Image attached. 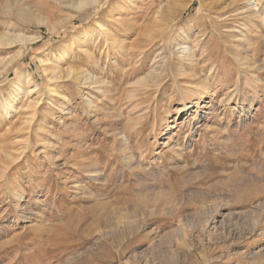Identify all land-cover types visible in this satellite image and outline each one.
<instances>
[{"label":"rangeland","instance_id":"374dc122","mask_svg":"<svg viewBox=\"0 0 264 264\" xmlns=\"http://www.w3.org/2000/svg\"><path fill=\"white\" fill-rule=\"evenodd\" d=\"M0 264H264V0H0Z\"/></svg>","mask_w":264,"mask_h":264},{"label":"bare ground","instance_id":"6f19581e","mask_svg":"<svg viewBox=\"0 0 264 264\" xmlns=\"http://www.w3.org/2000/svg\"><path fill=\"white\" fill-rule=\"evenodd\" d=\"M83 1V0H82ZM240 1V0H239ZM250 1V0H249ZM191 2V1H190ZM189 2V3H190ZM237 2V1H236ZM247 2V1H246ZM240 4V3H239ZM247 4V3H246ZM249 4V3H248ZM185 5V4H184ZM189 5V4H188ZM244 5V4H243ZM249 5H251V4H249ZM179 6H181V5H179ZM178 6V7H179ZM253 6V5H252ZM177 8V7H176ZM183 10V9H182ZM250 10V9H249ZM228 11V10H227ZM178 12V11H177ZM174 13V12H173ZM180 13H181V9H180ZM221 13V12H220ZM183 15V14H182ZM223 15V14H222ZM175 16H176V14H175ZM174 16V17H175ZM177 17V16H176ZM175 17V18H176ZM181 17V16H180ZM179 18V17H178ZM171 21V20H170ZM172 22H174L173 20H172ZM180 47V46H179ZM182 48H184V47H181V51H182ZM186 50V49H185ZM180 52V51H179ZM183 53H184V51H183ZM185 53H187V50H186V52ZM189 54V53H188ZM188 57V56H187ZM190 57V56H189ZM183 58V57H182ZM182 60V59H181ZM189 65H191V64H189ZM194 68L195 67H191L190 69L191 70H194ZM154 71V70H153ZM160 73H161V71H159ZM158 72V73H159ZM153 73V72H152ZM168 74V73H167ZM154 75V74H153ZM161 75V74H160ZM195 75H196V73H195ZM85 77V76H84ZM151 77V76H150ZM170 77V76H169ZM159 78V77H158ZM164 79V78H163ZM86 80V79H85ZM152 80H154V79H152ZM193 81V80H192ZM87 82V81H86ZM84 86V85H83ZM199 86V85H198ZM87 87V86H86ZM35 89V88H34ZM189 89V88H188ZM187 92H189V91H187ZM196 92V91H195ZM234 94V93H233ZM184 95V94H183ZM195 95V94H194ZM198 96V95H197ZM182 102H181V104H182V106H181V108L180 109H182V111H186L188 108H189V106H190V104H194L195 103V105H196V107L198 108L199 107V100H201V98L200 97H197V99H196V101L197 102H193L194 100H193V97H191V94H190V97L188 96H182ZM92 173H90V175H91ZM92 176V175H91ZM91 176H89V177H91ZM96 179V178H95ZM105 205V204H104ZM109 208V207H108ZM102 222V221H101ZM101 224V223H100Z\"/></svg>","mask_w":264,"mask_h":264}]
</instances>
